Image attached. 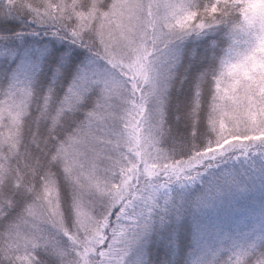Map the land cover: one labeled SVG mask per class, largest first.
Instances as JSON below:
<instances>
[{
	"label": "snow or ice",
	"instance_id": "6c2138e0",
	"mask_svg": "<svg viewBox=\"0 0 264 264\" xmlns=\"http://www.w3.org/2000/svg\"><path fill=\"white\" fill-rule=\"evenodd\" d=\"M130 7L139 11L138 31L144 33L145 40L151 35L154 47L157 42L205 34L227 23L236 13L243 20L231 25L232 36L255 29L257 47L264 49V11H251V6H245L241 0H212L202 7L188 0H177L176 3L171 0H139ZM25 12L31 14L34 23L54 27L52 36L60 40L71 37L68 41L72 45L88 52L89 62L77 72L72 86L59 101L54 87H49L46 94L37 98L31 78L27 75L23 80L20 78L21 73L27 72L22 65L12 76L8 87L0 91L3 128L10 130L11 113L23 119L25 113L32 115L33 106L36 117L54 115L58 120L57 127L62 125L66 128L72 121L74 131L68 129L49 137L52 148L45 161L51 165L52 176L56 170L63 174L71 186L72 200L77 208L86 190L100 195L104 207L94 231L86 237L78 233L68 236L61 233L67 243L58 249L48 235L54 232L52 223L61 207L59 178L53 179L42 172L45 178L34 185L25 186L22 181L11 184L0 192V228L3 229L0 241L5 245L0 264H18L19 250L13 246L26 235L46 241L43 254L52 258L51 264H127L131 250L153 231L158 212L163 213L159 215L161 227L171 223L172 218L177 222L184 218L187 212L185 201L174 200L169 195L173 185H194L205 173L229 163L248 162L252 165L259 161L264 166V74L250 75L244 71L246 66H250L255 49L253 56H245L231 67L223 61L224 67L211 80L207 74L201 77L211 85L208 126L215 137L201 143L196 131L189 133L190 141L173 136L172 130L167 128L166 115L159 121H152L146 129L140 127L151 118L145 115L137 120L136 117L141 113L147 114L149 100L163 94L161 81L157 79L154 82L148 66L143 64L147 48L138 57L140 79L123 83L130 85L133 93L140 90L147 91L148 95H141L124 115L116 111L113 93L122 82L114 78L116 65L110 51L113 39H122L120 33L126 29H116L115 36L110 39L84 32L75 14L74 0H43L37 8H26ZM9 14H13L11 8ZM86 35L88 40L84 39ZM168 55L165 80L171 78L172 66L176 63L171 52ZM260 59L264 61V57ZM63 63H68L67 56ZM105 66L113 72L102 71ZM122 71L128 70L122 68ZM35 72L36 68L32 67L33 76ZM62 74L58 67L56 77ZM141 80L146 89H139ZM53 83H56L55 79ZM93 94V106L84 113L83 119L75 121V114ZM200 95L199 85H196L193 95L196 117L203 107L195 103ZM182 118L178 113L177 121ZM169 140L175 145L172 151L165 147ZM125 146L136 155H132ZM125 156H130V159H125ZM225 177L196 199L192 205L194 215L216 207L231 190H246V185L236 178L234 171L225 172ZM162 196L163 207L160 204ZM17 197L22 199V204ZM18 207L19 212L13 215ZM77 214L80 215L79 212ZM39 224L47 225V229H41ZM28 250L33 254L31 264H48L41 258L40 247H29ZM212 255L209 264H264V233L255 239H246L244 243L225 236Z\"/></svg>",
	"mask_w": 264,
	"mask_h": 264
},
{
	"label": "rangeland",
	"instance_id": "374dc122",
	"mask_svg": "<svg viewBox=\"0 0 264 264\" xmlns=\"http://www.w3.org/2000/svg\"><path fill=\"white\" fill-rule=\"evenodd\" d=\"M102 1L103 0H93L90 7L85 8L81 0H74L76 5L75 14L79 18V23L83 26L82 30L93 36L103 35L106 39H110L115 36L116 29H126V32L120 33L122 39H113L112 49L110 51L112 62L116 65L115 72L113 73L114 78L122 82L113 93L115 97L113 103L116 111L120 115H124L126 110L131 107L135 100H137L141 95L145 97L148 95L147 91L141 92L140 90H136L133 93L130 90V85L123 83V81H135L140 79L141 73L139 71L140 62L138 57L144 48H147L148 54L144 57L143 64L148 66L149 74L154 82L157 79L161 81L162 96L149 100L147 104V114L141 113L136 117L137 120H140L141 117L145 115L151 118L145 120V122L140 125L142 129H146L152 121H159L166 115L167 96L171 83L177 75V70L180 66L185 48L192 41L201 37L203 38L206 34L216 35L221 29H223V27L219 26L214 30L207 31L199 37L193 35V37L186 40L181 47L174 49L171 52V57L176 60V63L172 66L171 78L165 80V76L167 74L165 63L169 59V55H161V52L166 51L164 43L157 42L154 47L151 43L153 37L148 35L145 40L144 33L138 31L140 25V14L138 10H134L130 7V5L137 4L139 0H114L109 10H103V8H101L100 3L102 4ZM171 2L176 3L177 0H171ZM188 2L201 6L200 0H188ZM211 2L212 0H208L204 5ZM241 3L245 4V6H251V11H264V0H241ZM40 4L41 0H38L35 4H31L30 8H37ZM114 5H121L122 7L116 8ZM160 11L163 13L164 9L161 8ZM242 20L243 17H241V21ZM45 27H51L49 29L50 33L55 31L52 26L46 25ZM149 31H151V29H149ZM224 32L227 39V48L222 59L227 62V67H231L233 64H236L245 56H253V50L255 49V55L253 56L250 66H246L244 71L248 72L250 75L264 74V61L260 59L261 57H264V49L257 47V30L253 29L250 33H236L232 36L233 46L230 48L229 37L225 30ZM51 37L55 41H62L54 36ZM84 39L88 40V36L86 35ZM65 40H67L68 52L70 54L77 49L80 51L82 50V48L72 45L69 42L71 37H66ZM76 43L78 45L79 41L77 40ZM97 47H99V45H97ZM50 50V45H38L37 42L26 46L18 57V64L9 76L8 85L11 82L12 76L18 72L22 65H24L27 72L21 73L20 78L23 80L27 75V77L31 78L33 87L34 81L41 71L44 59ZM83 51L85 52L84 62L80 65L79 70L86 66L89 62L88 52L85 49H83ZM15 54L16 53H14V51L2 49V51H0V63L3 62L2 60L4 59L11 62ZM101 55H103L102 52ZM99 63L100 62H98V66ZM32 67L36 68L34 76L31 74ZM223 67L224 65L221 66V68ZM122 68L127 69L128 71H122ZM101 70H107L110 73L113 72V70L107 66L101 68ZM133 71H135V75H133ZM139 89H146V85L142 80L139 85ZM89 97H94L93 99L95 100L94 94ZM87 106L88 105L86 103L82 105L81 111L76 114H81L82 112L85 113V109H87L86 111L90 110L93 104L92 106ZM176 106L180 108L181 105L176 103ZM3 116L4 114L2 110H0V129H2L0 130V188L6 174L10 171V167L13 162H16V169L18 164L19 173L22 169L29 167V164L26 162L23 155L24 150H22V146L25 141L24 122L29 114L25 113L24 118L21 119L18 114L11 113V118L9 120L10 130L3 128ZM42 117H45V123H49L50 133H48L46 137L44 134L43 137H40L39 134H37V130L40 126L37 122H33L32 131L35 135L31 143L35 145V140L41 138L43 139V145L48 146L50 144V147H52L49 137L51 135L62 134L61 128L64 126H55L58 124V120L54 115L51 118L41 116L40 119ZM69 124L73 126L72 122ZM209 130L213 136L209 140L215 139L210 127ZM125 147L126 150L131 151L132 155H136L134 151L128 149L127 146ZM165 147L169 151H172L175 146L170 141H167ZM38 150L41 152L40 147H38ZM124 158L130 159V156H125ZM13 159L16 160L12 161ZM40 160L41 165L45 168V170H38H41V173L43 172L48 176H52L51 166L48 167V165H44V162H46L44 158H41ZM262 167L264 166H262L259 161H256L255 164L252 165L248 162H240L236 164L229 163L222 166L220 169H213L208 173H205L202 176V179L194 185H188L186 187L173 185L171 187L169 195L174 200L179 201L180 199H183L185 201L187 212L182 220L192 219L194 224L193 251L190 256V264H209V262L213 259V252L220 246V241L225 236L231 237L232 240H235L238 243H244L246 239H255L257 236L264 233V171H261ZM227 171H234L236 178L241 183L246 185V190L243 192L231 190L225 195L223 201L218 203L216 207L202 211L199 215H194L192 212L193 203L207 190L209 186H214L217 182L225 180V172ZM34 174L35 171L33 170L30 175V180L32 182L34 180ZM61 175L63 180L59 175V170H57L55 171V175L52 176L53 179L59 178L58 192L61 207L59 208V215L55 217V222L52 223L50 221L54 232L48 235V239L55 242L58 249H62L67 243L63 240L61 233L65 236L78 233L81 237H86L88 233L94 231L95 223L101 215L104 207L100 195L91 190H86L81 196L80 206L77 208L72 200L71 186L66 182L62 173ZM44 178L45 176L42 175V180ZM22 179L20 181H22ZM22 182L25 186L35 184L26 179ZM160 204L161 207H163V196L160 199ZM78 212L80 215L77 214ZM159 215H163V213L158 212L153 231L142 241L141 244L131 250L127 257V264H147L149 259V246L151 244V239L154 236L163 239L166 245L169 247L171 246V239H173L174 234L178 229V226L176 225H178L182 220L177 222L174 218H172L171 223H167L164 227H161L159 223ZM39 227L41 229H47V225L45 224H39ZM166 228L172 230L173 234L171 233L170 236H167L166 234L164 235ZM159 229H163V232ZM45 243V240L38 241V238L33 235H26L20 239L18 244L13 246L19 250L17 255L18 264H31L33 254L28 250L29 247H40L42 253L41 258L50 264L52 258L43 254ZM4 252L5 245L3 244L2 256Z\"/></svg>",
	"mask_w": 264,
	"mask_h": 264
},
{
	"label": "trees",
	"instance_id": "16d2710c",
	"mask_svg": "<svg viewBox=\"0 0 264 264\" xmlns=\"http://www.w3.org/2000/svg\"><path fill=\"white\" fill-rule=\"evenodd\" d=\"M206 1L208 0H200L201 7L204 6ZM36 2L38 0H0V51L7 49L16 53L11 62L4 59L0 63V91L7 88L9 76L18 64V57L22 53L21 51L26 46L37 42L38 45H50L51 50L44 59L41 71L34 81V93L39 98L47 93L49 87H54L56 99L59 101L63 99L67 89L72 85L80 65L84 62L85 52L83 49L81 51L77 49L70 54L67 40L60 42L53 40L49 30L51 27L41 26L32 21L31 14L25 12V9L30 8V5ZM81 2L85 8H89L93 0H81ZM113 2L114 0H103L100 6L103 10H109ZM10 8L13 14H9ZM224 33V29H221L216 35L206 34L203 38L192 41L183 52L177 75L171 83L166 102L167 128L172 130L173 136L177 139L184 138L190 141L191 136L189 133L191 131L197 132L201 143L209 141L213 137L208 126V104L211 100V85L207 80L201 79V77H204L209 72L219 70L220 61L227 48V39ZM66 56L68 57V63L65 64L63 60ZM58 67L61 68L63 73L60 77H56V69ZM54 79L56 80L55 84L53 83ZM196 85H199L201 95L195 103L203 105L199 109L198 117L193 112V95ZM93 98H88L87 107L92 106ZM176 103L181 105L180 108L176 106ZM35 113L36 108L33 106L32 115H29L24 122L25 141L22 150H24L23 155L29 167L22 169L19 173L18 164L16 169V162H13L10 171L3 180L0 192H3L6 187L13 183H19L22 177V181L26 179L35 184L38 180H42L41 170L39 171L38 169H43L44 171L45 168L42 167L40 159H45L52 147H50V144L48 146L43 145V139L41 138L36 139L37 143L35 140V145L31 143L35 135L32 131V123L39 121L40 128L37 130V134L40 137H43V134L46 137L50 133V125L48 122H44L45 117L40 119V117L35 116ZM178 113L183 116L179 122L177 121ZM83 116L84 112L75 114L74 119L78 121L83 119ZM51 117L47 116V118ZM71 122L69 121V123ZM169 141L172 143L171 140ZM38 147L41 148V152ZM15 160L13 159L12 161ZM44 165L51 166L47 162H44ZM33 170L35 174L32 182L30 175ZM59 175L63 180L60 172ZM18 177L19 180L17 179ZM17 199L21 200L22 204V199L20 197H17ZM19 210L20 208L18 207L13 212V215H16ZM193 225L192 219H184L176 225L178 229L173 239H171L170 247L166 245L163 239L152 237L147 264H190V256L193 251ZM2 230L0 228V231ZM159 230L163 232V229ZM171 233L172 230L169 228L164 231V235L166 234L167 236H170ZM2 246L3 242L0 241V258H2Z\"/></svg>",
	"mask_w": 264,
	"mask_h": 264
},
{
	"label": "clouds",
	"instance_id": "9594fccd",
	"mask_svg": "<svg viewBox=\"0 0 264 264\" xmlns=\"http://www.w3.org/2000/svg\"><path fill=\"white\" fill-rule=\"evenodd\" d=\"M42 3H43V0H41V4ZM239 19H240L239 16L236 13H233V15L228 19L227 23L221 25L223 27V29L226 31V33H227V35L229 37V40H230L229 48L233 46L231 25L234 24V23H237L239 21ZM192 37H193V35L185 37L184 39H181V40L170 41V42L164 43L165 46H166V51L161 52V55L162 56H167L170 52H172L174 49H178L179 47H181L186 40H188V39H190ZM196 37H199V36H196ZM222 62H223V59L220 61V67H219L218 71L207 73V76H208L209 80H211L212 78H214L216 75L219 74V72L222 69L221 68ZM68 129H71L72 131L75 130L68 122L67 127L66 128L63 127L61 129V131L63 133L65 131H67ZM50 264H51V262H50Z\"/></svg>",
	"mask_w": 264,
	"mask_h": 264
}]
</instances>
